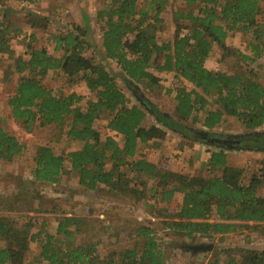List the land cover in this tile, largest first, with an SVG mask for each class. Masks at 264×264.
<instances>
[{
  "label": "trees",
  "instance_id": "1",
  "mask_svg": "<svg viewBox=\"0 0 264 264\" xmlns=\"http://www.w3.org/2000/svg\"><path fill=\"white\" fill-rule=\"evenodd\" d=\"M10 1L31 7L43 0H0ZM169 10L173 37L162 41ZM7 16L0 14V82H15L7 99L10 114L26 132L48 136L36 148L34 182L58 186L68 178L84 192L144 200L159 227L142 224L125 240L114 234L105 248L102 240L88 239V225L73 216L56 218L53 233L47 218L27 216L19 224L0 217V264H168L173 251L191 259L197 239L218 238L222 245L237 236L244 246L214 248L208 264H264V248L250 246L253 235L264 239V159L247 175L246 169L227 165L230 150L216 147L206 175H190L161 169L138 155L140 147L151 148L168 131L193 141L184 136L187 129L211 134L227 118L248 133L263 128L264 0H106L96 15L98 59L85 57L90 46L78 29L50 37L60 54L55 57L35 48L33 34L23 35ZM36 26L33 21L30 27ZM239 33L248 36L246 54L229 47L230 36ZM20 36L23 51L17 53L12 42ZM218 53L222 63L236 56L231 73L206 68ZM108 63L120 72L131 98ZM50 74L65 79L59 90L44 86ZM162 74L173 75L171 87L161 86ZM79 85L88 95L76 92ZM140 87L172 97L173 118L161 114ZM63 137L74 148L57 155L51 142ZM25 150L0 127V164H12ZM178 194L181 205L169 213L165 206ZM35 245L37 253L30 254Z\"/></svg>",
  "mask_w": 264,
  "mask_h": 264
},
{
  "label": "rangeland",
  "instance_id": "2",
  "mask_svg": "<svg viewBox=\"0 0 264 264\" xmlns=\"http://www.w3.org/2000/svg\"><path fill=\"white\" fill-rule=\"evenodd\" d=\"M106 3V0H43L37 5L26 6L18 4L14 1L0 2V14L5 13L14 27L22 30L23 35H32L35 37L33 42L35 48H45L51 55L59 57V53L53 51V45L50 37L65 31H75L85 34V39L90 46L84 52L85 57H101L100 48V27L96 21V15ZM171 10L163 15L165 24L162 26L159 37L162 41L170 40L173 37L174 25L171 22ZM37 25L31 28V23ZM15 33V32H14ZM14 38L13 45L17 53H22L23 45L21 38ZM248 36L241 33L233 34L229 38V47L234 51L244 52L248 43ZM235 53V52H234ZM246 54V52H244ZM218 53L211 58L207 64L209 70H218L225 73H231L238 65L236 56L227 58L223 63ZM100 60V59H99ZM109 70L117 77L119 86L124 89L125 93L130 96L122 81L120 80V72L115 69L112 64L108 63ZM262 76V75H260ZM161 86L169 88L174 84L172 74L160 75ZM65 82V79L57 74H50L43 84L47 89L53 91L59 90ZM15 82H0V127L6 132L14 135L26 150L23 155L17 158L12 164H0V217L8 220H14L21 224L24 217L30 216L38 219L47 218L49 231L54 232L56 228L55 219H61L64 216H73L79 220H84L88 225V239L92 241L102 240L103 247H108L110 236L119 234V239L125 240L126 237L133 235L134 231L142 224L151 222L154 227L158 226V220H154L155 213L150 209H146L145 201L137 198H121L110 196L108 193H90L84 192L76 184L74 179H64L58 186L43 185L34 182L31 177L33 169V160L38 145L47 140L46 132L40 133L34 130L32 133L26 132L21 124L16 122L7 105V99L14 91ZM78 94L88 95L84 85L75 88ZM141 94L150 100L161 114L174 116L175 103L172 97L164 95V91L147 90L140 87ZM131 98V97H129ZM133 100V99H132ZM103 125H97L103 136ZM192 131H206L198 127H191ZM221 137H240L250 134H264V126L262 129L248 133L233 119L227 118L223 125L212 131ZM169 138L173 140L176 135L172 131H168ZM178 136V135H177ZM183 140V139H182ZM118 138V142H119ZM195 142V141H193ZM192 141H181L182 146H188ZM172 147L164 150H157L150 147H140L138 155L143 156L146 160H154L161 169L178 170V173L190 175H206L207 166L204 164L203 154L193 152L178 151L176 143ZM51 148L55 154L72 150L74 147L65 137L59 143L51 142ZM209 147H206L207 150ZM240 149L242 147H239ZM204 149V148H203ZM157 150V152H156ZM205 150V149H204ZM216 150V149H211ZM230 151L227 153V165L237 168L246 169L247 175L250 169L254 168V162L258 159H264L263 153H257L254 150ZM245 150V151H243ZM206 152V151H204ZM203 161V162H202ZM182 195H176L174 200L165 206L169 213H175L181 205ZM10 208V209H9ZM28 209L40 210L44 214L35 212L27 213ZM54 210V213H52ZM38 228V227H37ZM35 228L34 231L37 230ZM86 229V228H85ZM166 241L165 244H171L172 240L166 238L163 233L159 232ZM250 246L255 249L264 248V239H260L253 235L251 237ZM87 239V240H88ZM197 246H210L212 249L232 248L236 245L244 246V238L242 236L229 237L222 245L218 242V238L208 241L206 239H197L194 243ZM192 246V247H193ZM38 246L32 247L30 254L37 253ZM173 251V250H172ZM211 251V250H210ZM210 252L194 253L192 258L184 257L178 251H173L168 264H208Z\"/></svg>",
  "mask_w": 264,
  "mask_h": 264
},
{
  "label": "flooded vegetation",
  "instance_id": "3",
  "mask_svg": "<svg viewBox=\"0 0 264 264\" xmlns=\"http://www.w3.org/2000/svg\"><path fill=\"white\" fill-rule=\"evenodd\" d=\"M198 132H206L209 135V139L200 140V136L197 134ZM188 136L193 141H196L206 147L213 148H224L226 150H236L239 147H242L246 150H256L255 145L260 144L264 141V134H250L248 136H240V137H221L218 134L211 133L209 131H192L191 129H187L184 133V136ZM214 141L213 144H210L209 141ZM241 148V149H242Z\"/></svg>",
  "mask_w": 264,
  "mask_h": 264
},
{
  "label": "crops",
  "instance_id": "4",
  "mask_svg": "<svg viewBox=\"0 0 264 264\" xmlns=\"http://www.w3.org/2000/svg\"><path fill=\"white\" fill-rule=\"evenodd\" d=\"M169 1H173V0H169ZM208 62L209 61L206 62V68L207 69H208V67H207ZM168 134L169 133L167 132L166 137H165L164 140H162V141H154V143H150L149 145H152V148H155V149L161 151V150H164L165 148H166V150H168L169 147H172L173 148V146H171V145L173 143L174 144L176 143V149L178 151L185 150V152H189L190 154H192L193 152H196V154H199V153L200 154H203V156H204L203 157L204 164L207 165V163H208V161H209V159L211 157V153L213 152V150H211L210 147L208 148L209 150H207L205 145H202V144H200V143H198L196 141L195 142L192 141L193 143L190 144V145H188V146H182L180 143L183 140L180 138L179 135L177 136V134L174 133L176 135L175 137H178V138H173V140H172V139L169 138V135ZM157 150H156V152H157ZM204 151H206V152H204ZM147 161H150V162H152L154 164H157V162L155 161V159L154 160H147ZM173 171L174 172H178V170H175V169H173Z\"/></svg>",
  "mask_w": 264,
  "mask_h": 264
},
{
  "label": "water",
  "instance_id": "5",
  "mask_svg": "<svg viewBox=\"0 0 264 264\" xmlns=\"http://www.w3.org/2000/svg\"><path fill=\"white\" fill-rule=\"evenodd\" d=\"M197 134L200 136V140H206L207 141V139H209V135L206 132H198ZM209 143L213 144L214 141L211 140V141H209ZM255 148H256V150H254L255 152L264 154V141L261 142L260 144L255 145ZM232 151H235V150H232ZM237 151H242V149H239ZM243 151H245V150H243ZM199 250L204 251V252H207V251L209 252L210 250H212V247H210V246H199V247L193 249V253H197Z\"/></svg>",
  "mask_w": 264,
  "mask_h": 264
}]
</instances>
